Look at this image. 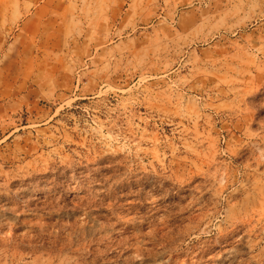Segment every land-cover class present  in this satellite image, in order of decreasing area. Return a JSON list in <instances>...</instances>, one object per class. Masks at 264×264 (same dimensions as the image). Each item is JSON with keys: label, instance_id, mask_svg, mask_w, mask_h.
I'll list each match as a JSON object with an SVG mask.
<instances>
[{"label": "rangeland", "instance_id": "1", "mask_svg": "<svg viewBox=\"0 0 264 264\" xmlns=\"http://www.w3.org/2000/svg\"><path fill=\"white\" fill-rule=\"evenodd\" d=\"M0 264H264V0H0Z\"/></svg>", "mask_w": 264, "mask_h": 264}, {"label": "bare ground", "instance_id": "2", "mask_svg": "<svg viewBox=\"0 0 264 264\" xmlns=\"http://www.w3.org/2000/svg\"><path fill=\"white\" fill-rule=\"evenodd\" d=\"M33 177V176H32ZM35 177V176H34ZM24 182V181H23ZM87 255V254H86Z\"/></svg>", "mask_w": 264, "mask_h": 264}]
</instances>
